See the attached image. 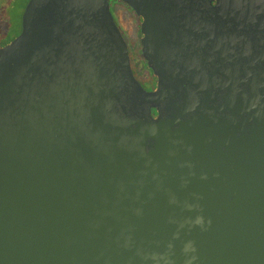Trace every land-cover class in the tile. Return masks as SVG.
I'll return each mask as SVG.
<instances>
[{"label": "water", "instance_id": "water-1", "mask_svg": "<svg viewBox=\"0 0 264 264\" xmlns=\"http://www.w3.org/2000/svg\"><path fill=\"white\" fill-rule=\"evenodd\" d=\"M116 1L154 90L110 0L0 47V264H264V0Z\"/></svg>", "mask_w": 264, "mask_h": 264}, {"label": "rangeland", "instance_id": "rangeland-1", "mask_svg": "<svg viewBox=\"0 0 264 264\" xmlns=\"http://www.w3.org/2000/svg\"><path fill=\"white\" fill-rule=\"evenodd\" d=\"M27 1H12L7 7L9 14L6 10L0 12V47L14 38L19 31L20 17ZM110 4L114 18L131 49V65L135 77L145 89L150 90L154 86V78L140 55L139 20L123 4L113 3L111 0Z\"/></svg>", "mask_w": 264, "mask_h": 264}, {"label": "trees", "instance_id": "trees-1", "mask_svg": "<svg viewBox=\"0 0 264 264\" xmlns=\"http://www.w3.org/2000/svg\"><path fill=\"white\" fill-rule=\"evenodd\" d=\"M12 1H15V0H0V12L6 10V13L9 14V11H7V7ZM122 4L135 16V14L130 10V8H128L124 3ZM10 14H11V11H10ZM19 31H20V27H19ZM19 31L17 32V34L19 33ZM9 41H7L6 43H8ZM152 113L155 114V111L153 110Z\"/></svg>", "mask_w": 264, "mask_h": 264}, {"label": "flooded vegetation", "instance_id": "flooded-vegetation-1", "mask_svg": "<svg viewBox=\"0 0 264 264\" xmlns=\"http://www.w3.org/2000/svg\"><path fill=\"white\" fill-rule=\"evenodd\" d=\"M111 2H113V3H121V2H119V1H116V0H111ZM122 4V3H121ZM124 6V5H123ZM111 8H112V5H111ZM136 17V16H135ZM137 18V20H139V18L138 17H136ZM124 39H125V37H124ZM128 45V44H127ZM128 49H129V56H130V61H131V49H130V47L128 46ZM131 67H132V65H131ZM133 69V68H132ZM153 78H154V86L150 89V90H154L155 89V87H156V78L153 76ZM147 90V89H146ZM149 90V91H150ZM153 111V110H152ZM155 111V110H154ZM154 115H156V112H155V114Z\"/></svg>", "mask_w": 264, "mask_h": 264}]
</instances>
